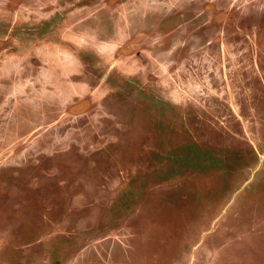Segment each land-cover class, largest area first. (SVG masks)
Segmentation results:
<instances>
[{"label": "rangeland", "instance_id": "374dc122", "mask_svg": "<svg viewBox=\"0 0 264 264\" xmlns=\"http://www.w3.org/2000/svg\"><path fill=\"white\" fill-rule=\"evenodd\" d=\"M0 264H264V0H0Z\"/></svg>", "mask_w": 264, "mask_h": 264}]
</instances>
